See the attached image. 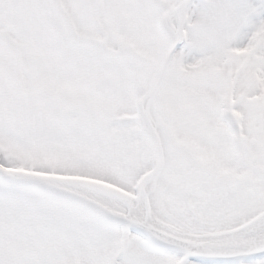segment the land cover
Returning a JSON list of instances; mask_svg holds the SVG:
<instances>
[{"label":"snow or ice","instance_id":"snow-or-ice-1","mask_svg":"<svg viewBox=\"0 0 264 264\" xmlns=\"http://www.w3.org/2000/svg\"><path fill=\"white\" fill-rule=\"evenodd\" d=\"M0 264H264V0H0Z\"/></svg>","mask_w":264,"mask_h":264}]
</instances>
